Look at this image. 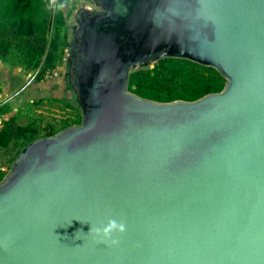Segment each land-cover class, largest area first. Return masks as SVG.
<instances>
[{"label":"water","instance_id":"obj_1","mask_svg":"<svg viewBox=\"0 0 264 264\" xmlns=\"http://www.w3.org/2000/svg\"><path fill=\"white\" fill-rule=\"evenodd\" d=\"M69 84L82 124L30 143L0 182V264H264V0H93ZM218 70L224 90H129L157 59ZM124 222L120 244L91 227Z\"/></svg>","mask_w":264,"mask_h":264},{"label":"trees","instance_id":"obj_2","mask_svg":"<svg viewBox=\"0 0 264 264\" xmlns=\"http://www.w3.org/2000/svg\"><path fill=\"white\" fill-rule=\"evenodd\" d=\"M68 18L63 9L50 8L47 0H0V58L6 61L15 54L22 68L37 71V80H43L60 66L69 48L66 37L60 38ZM159 62L153 69L131 74L132 93L164 103L196 101L226 86V78L213 67L179 58ZM9 109L8 105L0 106V114ZM39 133L34 124L20 125L17 117H9L0 129V151L26 147L39 139ZM47 135H53V128Z\"/></svg>","mask_w":264,"mask_h":264},{"label":"crops","instance_id":"obj_3","mask_svg":"<svg viewBox=\"0 0 264 264\" xmlns=\"http://www.w3.org/2000/svg\"><path fill=\"white\" fill-rule=\"evenodd\" d=\"M88 5H94L92 0H81ZM4 60L0 58V106L8 105L9 112L0 114V129L9 117H17L20 125L34 124L31 112L36 105L51 101L62 104L63 110L73 109L74 92L69 84L68 75L59 67L43 80H37V71L18 68L8 77L4 73ZM6 69V68H5ZM67 100L69 101L67 105ZM78 103V101H77ZM79 104V103H78ZM80 106V105H79ZM68 107V108H67ZM7 169L0 166V182L7 175Z\"/></svg>","mask_w":264,"mask_h":264},{"label":"rangeland","instance_id":"obj_4","mask_svg":"<svg viewBox=\"0 0 264 264\" xmlns=\"http://www.w3.org/2000/svg\"><path fill=\"white\" fill-rule=\"evenodd\" d=\"M63 3L60 4V0L57 1V4H55V8L50 6L52 9H63L64 13L66 15H69L67 25L61 29L60 38L61 40L66 37L67 41L69 42V48L66 50L65 55H63L62 63L60 64L59 68L68 75L69 72V59L71 56V48L70 44L73 39L74 31L77 28V13L82 9H88V5L86 3L82 2L81 0H62ZM93 1V0H92ZM91 8V7H90ZM62 48L60 47V51ZM13 54L12 56L8 57L6 61L4 60L3 65L4 73L8 75V77H12L11 74L15 72L16 69L21 68L23 65L21 63V60L16 58ZM161 59H157L147 65L139 66L132 70V73L144 68H155L156 65H158ZM131 73V74H132ZM74 100H72L73 109L70 110H63L62 104L55 102L52 103L51 101L44 102L42 104H38L34 106L31 112L35 121L34 126L39 129V139L49 137L47 134L49 131H51V128H53V135L54 136L70 127L79 126L82 124L83 120V111L79 104L77 103V99L75 94ZM69 101L67 100V105ZM68 108V107H67ZM25 147H13L9 150H1L0 151V166L7 169L6 173L8 174L17 160L20 153L24 150Z\"/></svg>","mask_w":264,"mask_h":264},{"label":"clouds","instance_id":"obj_5","mask_svg":"<svg viewBox=\"0 0 264 264\" xmlns=\"http://www.w3.org/2000/svg\"><path fill=\"white\" fill-rule=\"evenodd\" d=\"M125 232L126 225L124 222L110 219L107 224L102 227L92 226L89 234H94V238L98 244L117 247L120 244L118 237L123 236Z\"/></svg>","mask_w":264,"mask_h":264},{"label":"built area","instance_id":"obj_6","mask_svg":"<svg viewBox=\"0 0 264 264\" xmlns=\"http://www.w3.org/2000/svg\"><path fill=\"white\" fill-rule=\"evenodd\" d=\"M47 1H48L49 6L54 7L55 4H57V1H58V0H47ZM54 8H55V7H54Z\"/></svg>","mask_w":264,"mask_h":264}]
</instances>
